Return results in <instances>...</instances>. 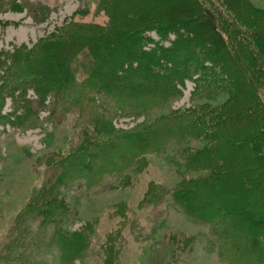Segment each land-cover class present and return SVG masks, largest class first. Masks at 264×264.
I'll return each instance as SVG.
<instances>
[{
    "label": "trees",
    "instance_id": "obj_1",
    "mask_svg": "<svg viewBox=\"0 0 264 264\" xmlns=\"http://www.w3.org/2000/svg\"><path fill=\"white\" fill-rule=\"evenodd\" d=\"M110 1L112 6L109 7L113 12L108 6H104L103 10L99 8V12L104 11L108 19L104 26L72 19L55 40L39 41L28 50L20 47L12 52L9 55L14 60L11 70L0 85V108L5 98L12 99L16 104L24 103V97L30 90L36 95L38 105H42L48 95L64 94V98L57 96L53 111L65 112L71 108L70 103L76 101L68 99V95L79 90L85 92L82 98L90 111L100 109V103L95 104L96 99L90 95L94 94L106 98L114 106L118 104L128 110L127 113H144L152 118L134 124L121 138L109 136L112 130L105 122L100 125L98 133L92 134L93 137L98 134L105 136L102 140H91L83 135L79 147L61 160V175L50 176L45 187L32 195L23 215L18 217L17 233L2 248L1 260L7 264H17V261L32 264L33 257L38 254V231L44 236L48 227L49 233H52L51 241L67 245L63 249L66 261H70L71 256H79L83 249L80 242L84 239L82 235L75 245H69L61 236L65 232L60 227L69 215L66 216L65 195L60 191H65L64 187L71 181L68 173L76 176L83 172L91 174L90 169L94 172V169H97L96 172L100 169V174L113 173L120 162L130 169L137 159L144 162L146 155L165 154L170 143L180 145L198 137L210 138L211 143L197 155L190 156L191 164L188 161L190 165H187L190 168L200 166L206 175L179 182L169 194L172 205L189 220L208 228V237L213 242L219 262L264 264V102L257 91L261 85L259 88L262 90L259 91L264 95V58L261 57L264 55V35L255 34L252 29V32H247L256 44L252 49L241 44L242 55L236 45L239 39L231 40L228 48L216 26L234 27V14L239 15V8L250 11V6L245 4L240 7L233 3L234 0H223L220 12L217 8L204 6V0H175L171 2V8L165 5L166 0H153V3L152 0ZM161 5L166 7L161 10ZM8 6L18 11L23 8L14 0H10ZM44 9L46 11L42 13L49 8ZM83 14L77 11L73 17ZM260 14L257 11L251 13L252 17L245 21L249 27L257 26V32L264 29V15L258 22L251 19H259L257 16ZM198 24L203 29L196 31V35ZM150 32L155 33L159 41L154 42V39L145 36ZM169 35H173L172 41L167 40ZM179 39L185 42L193 40L194 44L198 41L202 47L209 44L211 49L206 47L207 55L194 57L185 43L180 42L178 50L171 47ZM163 41L169 42L170 46L164 47L161 44ZM108 45L116 46L117 52L105 56L103 48ZM167 55L173 60L178 59L179 63L174 65L167 61ZM209 60L212 61L211 72L205 74L202 67L205 62L210 63ZM159 64L170 65L168 69L171 71L178 66L177 69L182 70L181 76L176 70L172 71L174 78L163 80L170 70L159 68ZM102 66L107 71L102 72ZM139 68L145 70L144 78L150 77V81L156 78L158 87H150L147 82H133L135 77L131 75L119 77L123 74L121 69L135 71ZM76 69L84 72L83 78H76ZM200 72L203 74L196 77L194 91L207 96L216 95L211 100L222 95L217 109L205 103L206 112L202 107H192L184 113L167 111L154 117V109L179 94L176 85H181L182 81H177V78H187L188 73L194 76ZM238 73L245 76V86L236 80ZM122 78L127 81L118 83V79ZM213 104H216L215 100ZM27 108L21 109L22 113L15 109L18 114L7 115L0 110V126L5 122L17 125L35 123L38 120L36 115L29 106ZM87 125L84 120L86 128ZM89 165L93 169L87 168ZM130 175H125L122 181L128 184ZM85 179L90 181V178ZM151 190L149 188L146 194L156 197ZM29 221L38 222L37 228L28 229ZM35 235L37 238H34ZM183 235H172L173 240L169 243L171 257L190 250L197 241L198 235ZM30 239L33 241L28 244ZM20 248L27 250L26 255L23 251L17 252Z\"/></svg>",
    "mask_w": 264,
    "mask_h": 264
},
{
    "label": "rangeland",
    "instance_id": "obj_2",
    "mask_svg": "<svg viewBox=\"0 0 264 264\" xmlns=\"http://www.w3.org/2000/svg\"><path fill=\"white\" fill-rule=\"evenodd\" d=\"M9 1L0 0V85L11 70L14 60H11L9 55L12 52L20 47L28 50L39 41L55 40L63 30L67 29V24L72 19L104 26L108 19L104 11L99 12V8L103 10L104 6H108V9L112 11L109 7L112 6L110 0L105 2H100L101 0H14L23 6L20 11L9 7ZM234 1L233 3L240 7L245 4L250 6V11L239 8V15L235 13L232 17L234 27H220L218 24L216 26L228 48L231 40L241 41L238 40L236 45L242 53L244 51L240 48L241 44L249 46L250 49L254 43L256 44V41L253 43V39L246 34L247 32L254 30L255 34L264 35V29L257 32L255 30L257 26L249 27L245 23L252 17L251 13L255 14L256 11L258 14L261 13L257 16L259 19L252 18L251 20L258 22L263 19L264 0ZM151 2L153 3V0ZM171 2L175 0H166L165 5L171 8ZM222 2L223 0H210L211 4H209L208 0H204L203 3L204 6L206 4V7L211 6L221 12ZM203 3H201L202 6ZM165 5L160 6L161 10L166 7ZM44 7L49 8L46 13H42L43 10L46 11ZM77 11L84 12V14L73 17ZM201 29L198 24L195 34ZM234 29L237 30L234 31ZM237 31L238 34H236ZM145 36L151 37L154 42L159 41L155 33H146ZM173 39V35H169L167 40L172 41ZM180 42L188 46L194 57L207 55V48L211 49L209 44L202 47L198 41L194 44L193 40L185 42L181 39L171 47L178 50ZM161 44L164 47L170 46L167 41ZM116 48V46L108 45L103 48V54L113 55L117 52ZM261 57L264 58V55ZM166 59L174 65L179 63L178 59L173 60L169 55ZM211 65L212 61L205 62L202 72L205 74L211 72ZM168 67L171 68L168 64H159V68L167 71L170 70ZM177 67H173L172 71H180L181 76L182 70ZM76 70V78H83L84 72ZM121 70L123 74L119 77L125 74L131 75L135 77L133 82L142 81L150 83V87H158L156 78L151 81L150 77L144 78L145 70L142 68L135 71ZM101 71L107 70L102 66ZM172 71H168L163 80L174 78ZM189 74L186 75L187 78L185 76V78H177V81H182L181 85H176L179 94L168 103H163L162 106L154 109V117L167 111L184 113L192 107L199 109L202 107L206 112L203 107L205 103L208 107L218 108L223 98L222 95L214 98L216 104H213L214 100L211 98L216 95L207 96L205 92V94H198L194 91L196 77L198 78L201 72L194 76ZM243 74L238 73L236 80L240 85L245 86L243 80L246 79ZM126 81V78L118 79V83ZM260 86L257 87V91L264 102ZM75 92L77 93L73 92L71 96L67 94L68 99L72 98L76 101L71 102V108L65 112L53 111L57 96L64 98L65 95L62 93L48 95L41 103L42 105H38L36 95L30 90L24 97V103L16 104L9 98L2 101L1 113L6 115L17 111L22 113L21 109L26 108L27 110L29 106L30 111L36 115L38 120L27 125L5 122L6 124L0 126V256L2 248L8 244L11 236L17 233L15 226L18 224V217L23 215L32 195L38 189L45 187L50 176L55 178L61 175V160L79 147L83 141V135L86 134L91 140H102L105 136L98 134L97 137H93L92 134L98 133L100 125L105 122L104 124L109 126L108 129L112 130L109 136L121 138L124 132L132 128L134 124L144 123L145 120L152 118L151 116L146 117L144 113H127L128 110L122 109L118 104L114 106L106 98L89 93L96 99L95 104L100 103V109L91 110L90 114L89 107L86 108L85 105L86 100L82 98L85 92L79 90ZM79 94L82 96L77 97ZM84 120L86 125L88 124L87 128L84 126ZM90 120H92L91 123ZM85 128L86 132H84ZM121 140L116 141L121 142ZM209 140L210 138L205 140L196 137L180 145L170 143L165 154L146 155L144 162L137 159L135 166L133 165L130 169H127L124 162H120L113 173L100 174V169L98 172L94 169V172L90 169L92 168L90 165L87 168L90 169L91 174L83 172L76 176L74 173H68V176L72 177L71 181L68 182L67 187H64L65 191H60L65 195L66 216L69 215L64 225L60 227L65 232V235L61 236L68 241L69 245H75L82 235L84 239L80 242L83 249L78 254L79 256H71V260L66 261L64 259L66 251L63 249L67 245H57L56 242L51 241L52 233H49L48 227L44 236H41L38 231L40 238L37 243L38 254L33 257L32 264H223L216 258L215 247L208 237V228L189 220L172 205L171 197H169L170 192L179 182L206 175V171L201 170L200 166L190 168L188 165L191 164L190 156H195L198 151L209 145L211 143ZM116 152L120 153L119 150ZM130 173V182L127 184L122 180H125V175L128 176ZM85 178H90V181L86 182ZM149 188L152 189L151 192L156 193V197L146 194ZM37 225L38 222L29 221L27 228L36 229ZM175 233L184 234L183 236H198L190 250L184 251L177 257H171L169 243L173 240L171 238ZM198 237H200L199 240ZM34 238L37 236L35 235ZM63 238L58 237L59 240ZM31 241L33 240L30 239L27 243ZM64 243L67 244V242ZM19 251H23L22 248L17 252ZM25 251L27 250L22 252L24 255L27 253ZM1 259L0 257V264H7ZM17 264L24 263L17 261Z\"/></svg>",
    "mask_w": 264,
    "mask_h": 264
}]
</instances>
